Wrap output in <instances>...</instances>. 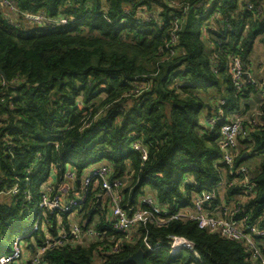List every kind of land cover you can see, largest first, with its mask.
<instances>
[{
  "label": "trees",
  "instance_id": "trees-1",
  "mask_svg": "<svg viewBox=\"0 0 264 264\" xmlns=\"http://www.w3.org/2000/svg\"><path fill=\"white\" fill-rule=\"evenodd\" d=\"M15 1L19 14L44 13L69 24L15 26L0 1V255L11 252L25 223L30 228L37 220L32 213L46 188L57 193L73 174L69 199L91 177L74 211L77 222L100 236L51 249L47 264H125L140 250L145 264H261L243 243L184 219L115 232L93 173L107 167L110 181H122L128 213L144 209L149 197L168 220L201 193L214 192L213 206H230L236 221L264 228L263 109L237 146L235 171L246 167L253 187L246 195L241 185H228L244 177L223 162L220 127L209 125L222 102L234 115L263 90L239 91L229 64L240 58L259 83L254 73L264 59L255 47L264 48V0ZM44 214L28 245L41 246L70 225L69 214ZM171 237L186 239L194 251L170 254ZM145 240L162 247L151 253Z\"/></svg>",
  "mask_w": 264,
  "mask_h": 264
},
{
  "label": "built area",
  "instance_id": "built-area-1",
  "mask_svg": "<svg viewBox=\"0 0 264 264\" xmlns=\"http://www.w3.org/2000/svg\"><path fill=\"white\" fill-rule=\"evenodd\" d=\"M2 7L7 11L8 21L15 25H37L45 28L65 27L69 24L68 18L48 19L44 13L33 14L23 13L19 14L15 0H0ZM17 17H20L18 21ZM229 72L233 78L234 85L239 91L244 90L248 85L255 88H262L264 83L259 84L253 80L251 74L244 71V67L240 58L235 57L230 61ZM223 102L220 104L219 111L215 118L209 121L212 129L220 127L221 142L220 147L223 152V162L229 167L231 173L235 175H242L244 180L239 182L235 180L230 182V187H237L241 185L244 192L247 194L252 191L253 187L249 179V171L246 167H241L235 171V157L237 153V146L239 139H245L250 134L253 127H256L259 122L254 120L251 128L246 127L241 114L230 115L222 108ZM264 111V104L262 106ZM261 113V112H260ZM262 114V113H261ZM260 114H257L259 117ZM227 118V119H226ZM226 119V120H225ZM111 170L107 167H100L94 170L93 178L101 183L103 196L99 198V204L107 203L111 213V226L115 232L128 233L133 228L140 224L155 223L157 225H164L170 221L184 219L198 224L201 230H206L212 233H219L225 239L243 243L253 254L255 260L264 264V254L262 252L259 240H264V228L257 225L246 224L238 222L234 219L237 210L230 206H213L216 201L214 192H203L194 199L193 206L190 209L181 210L178 214L171 216L168 220H163L162 215H166L164 211L156 204L152 198H144L142 203L144 206L135 212L128 213L121 207L122 203V181H110ZM75 181L73 174H68L66 183L62 184L54 192L53 186L46 188V196L39 204L40 212L44 215H54L56 212L62 214L73 215L86 199L87 188L91 184V177L86 179L82 184V191L75 193V198L69 199V194L72 190V183ZM225 182L218 185L220 188L224 186ZM19 189L16 187L10 193L17 195ZM29 199V198H28ZM101 199V200H100ZM35 211V209H34ZM33 223L30 232L25 237H17L8 254L0 255V264H47L45 255L48 251L54 248L63 247L65 245L78 246L81 244L91 243L96 240L100 235L96 232L95 227L83 228L79 223L69 225L65 230L62 229L59 235L55 238H47L43 245L39 246L36 243L31 245L26 244L27 238L34 233L40 231V218ZM47 231V230H46ZM166 244L170 254L178 255L186 251H194V246L184 238L171 237ZM25 245V248L23 247ZM145 246L151 253H156L161 249V245L151 246L145 240ZM29 247L33 250L28 251ZM119 247L116 248L118 250ZM29 257L26 258V255Z\"/></svg>",
  "mask_w": 264,
  "mask_h": 264
},
{
  "label": "rangeland",
  "instance_id": "rangeland-1",
  "mask_svg": "<svg viewBox=\"0 0 264 264\" xmlns=\"http://www.w3.org/2000/svg\"><path fill=\"white\" fill-rule=\"evenodd\" d=\"M255 54L257 55V59H264V48L263 46L260 45V43L258 42L256 44L255 47ZM264 62V60L262 61V63ZM264 66L261 67L262 70H259L256 73H254V77L257 76V80L259 81H264L262 73H263V69ZM261 83V82H259ZM252 97V99L250 100L245 99L242 104H241V108H240V113L237 112L238 114H241L240 116L242 117V119L244 120V124L246 123V125H251L254 123V120L257 122V114L260 111V103L263 104L264 101V94L262 96V101H261V96L259 97L258 93L254 94L253 96L250 95V98ZM259 97V98H258ZM248 129H250L249 127H247ZM35 211L32 213V216L36 219L39 215L40 209H39V204L37 203L35 206ZM31 227L29 228V226L27 225V223H25V225L23 226V230L22 232L18 233L17 235L20 237H25V232L30 230ZM16 236V237H18ZM27 244V241H25V245ZM25 245H23V247L25 248Z\"/></svg>",
  "mask_w": 264,
  "mask_h": 264
},
{
  "label": "water",
  "instance_id": "water-1",
  "mask_svg": "<svg viewBox=\"0 0 264 264\" xmlns=\"http://www.w3.org/2000/svg\"><path fill=\"white\" fill-rule=\"evenodd\" d=\"M101 200V199H100ZM146 254L140 250L125 261V264H145Z\"/></svg>",
  "mask_w": 264,
  "mask_h": 264
},
{
  "label": "crops",
  "instance_id": "crops-1",
  "mask_svg": "<svg viewBox=\"0 0 264 264\" xmlns=\"http://www.w3.org/2000/svg\"><path fill=\"white\" fill-rule=\"evenodd\" d=\"M259 82H262V81H259ZM263 83H264V82H263ZM262 88H263V90H261V91L259 92V97L261 96V101H262V96H263V94H264V86H263ZM259 97H258V98H259ZM249 99L251 100L252 97L249 98ZM263 101H264V99H263ZM263 104H264V103H263ZM263 104L260 103V106H261V107H260V111L258 112V114H260ZM78 185H79V187L82 186V184H80V183H79ZM80 188H81V187H80ZM69 217H70V221H71V222H70V225L78 223V222H77L78 220H77V218H76V217H77L76 214L70 215ZM75 218H76V219H75ZM62 229H63V228H62ZM62 229H61V230H62ZM49 237H50V236H47V238H49ZM50 238H51V237H50ZM30 245H31V244H30ZM83 245H85V244H83ZM29 249H30V250H29ZM29 249H28V251H31V252H32L33 249H32L31 247H29ZM28 257H29V254L26 255V258H28Z\"/></svg>",
  "mask_w": 264,
  "mask_h": 264
}]
</instances>
